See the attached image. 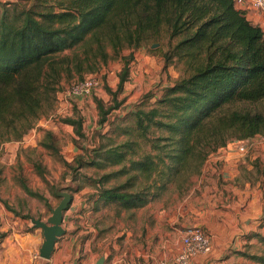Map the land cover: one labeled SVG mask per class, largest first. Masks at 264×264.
Returning <instances> with one entry per match:
<instances>
[{
    "label": "trees",
    "instance_id": "trees-1",
    "mask_svg": "<svg viewBox=\"0 0 264 264\" xmlns=\"http://www.w3.org/2000/svg\"><path fill=\"white\" fill-rule=\"evenodd\" d=\"M163 34L178 37L171 50L185 66L184 75L159 97L144 95L155 98L149 106L115 115L109 121L113 135L94 146L87 161L75 159V170L85 162L98 169L119 165L102 177L126 174L110 187L103 186L108 179L95 180L94 208L143 206L168 183L184 189L211 151L229 140L263 137L264 33L233 0H7L0 1V140L19 138L33 126L70 63L81 71L77 57L59 56L63 51L85 43L88 62L105 61L107 47L117 55ZM122 59L116 89L106 86L113 104L95 99L99 123L120 105L116 94L133 55ZM250 103L260 104L252 109ZM63 120L81 134L79 119ZM251 165L254 179L236 181L264 178V158ZM260 221L264 227V216ZM249 236L264 243L258 232ZM242 254L264 263V256Z\"/></svg>",
    "mask_w": 264,
    "mask_h": 264
},
{
    "label": "rangeland",
    "instance_id": "rangeland-1",
    "mask_svg": "<svg viewBox=\"0 0 264 264\" xmlns=\"http://www.w3.org/2000/svg\"><path fill=\"white\" fill-rule=\"evenodd\" d=\"M260 19L252 23H260ZM177 39L163 34L159 41L148 42L138 48H124L117 55L107 47L105 61L95 57L88 62L86 55L90 53L85 43L59 54L71 58L75 55L81 71L78 72L72 66L73 62L70 63V71L61 73L56 93L33 126L19 138L10 135L9 139L0 140V260L21 248V237L26 232L42 231L33 225L32 219L48 222L61 201L67 204L62 209L63 216L72 207L64 226L62 221V227L72 229L71 234L77 243H88L96 260L103 256L102 264H133V261L134 264H153L150 257L144 260L137 257L136 252L156 248L153 244L160 239L163 227L169 232V239L176 238L178 230L187 225L201 226L211 238L215 236L208 224L218 222L219 216L211 212L213 209L208 204L215 198V202L221 200L216 195V187L226 183L223 179H254L251 162L264 158V136L244 141L229 140L225 146L207 155L200 174L191 175L184 189L168 183L161 192L153 190L145 205L128 210L114 204L100 208L101 202L98 203L99 210L93 206L99 187L96 179H108L103 183L105 187L126 179V174L102 177L119 169V165L98 169L83 162L82 167L73 169L77 167L76 157L87 161L90 150L101 141L105 142V136L113 135L109 121L115 115H124L138 104L149 106L155 98L145 100L144 95L159 97L167 85L184 75L182 61L172 56L171 49ZM129 53L133 59L129 63L128 78L116 94L120 105L108 114L106 122L99 123L95 99H101L106 106L113 104L106 86L116 89L122 57ZM87 76L97 79L96 86L87 94L69 95L70 85ZM259 104L250 103L249 106L254 109ZM66 117L81 121V134L63 120ZM48 131L51 135L47 134ZM42 141L50 142L53 147L44 146ZM240 146L243 151L239 150ZM222 149L232 156L229 160L222 156ZM253 181L250 182L252 185L259 182ZM22 183L29 191L23 188ZM169 219L172 224H166V228L163 222ZM124 228L129 231L130 240L126 243ZM243 252L263 257L264 243L254 236L246 237L240 249L228 252L226 264H264L243 255ZM131 254L134 259L126 260Z\"/></svg>",
    "mask_w": 264,
    "mask_h": 264
},
{
    "label": "crops",
    "instance_id": "crops-1",
    "mask_svg": "<svg viewBox=\"0 0 264 264\" xmlns=\"http://www.w3.org/2000/svg\"><path fill=\"white\" fill-rule=\"evenodd\" d=\"M246 17L252 22L260 18V15L251 9L246 13ZM222 150L224 159L229 160L232 157L230 153ZM223 180L226 183L216 187V195L221 197V200L215 202V198L212 203L208 204L213 209L211 212L218 213L219 216L218 222L208 224V228L215 235L211 238V250L207 254L195 257L189 264H226L228 252L240 249L249 234L264 233V227L260 226V218L264 216V178L255 185L249 182L241 183L236 179ZM71 210L72 207L64 214L63 226ZM170 219L163 222L165 227L166 224H172ZM64 229V235L55 242L49 258H42L38 253L43 241L42 231H33L26 232L21 237L23 243L21 248H16L15 253L6 254L5 258L0 260V264H95V255L89 249L88 243H77L71 234L72 229L66 227ZM123 231H126L124 243L129 242V231L125 228ZM180 233L181 230H178L176 238L169 239L167 238L169 232L163 227L160 231V239L153 244L156 248L146 251L147 253L142 249L136 252V256H141L144 260L150 257L153 264L159 259L173 257L181 245ZM130 257L126 260L134 259L133 254ZM124 264L130 263L125 262Z\"/></svg>",
    "mask_w": 264,
    "mask_h": 264
},
{
    "label": "built area",
    "instance_id": "built-area-1",
    "mask_svg": "<svg viewBox=\"0 0 264 264\" xmlns=\"http://www.w3.org/2000/svg\"><path fill=\"white\" fill-rule=\"evenodd\" d=\"M233 4L243 12L251 9L257 11L261 17V22L256 23V25H258L264 33V0H233ZM96 84L97 79L94 76H87L80 81L72 83L69 87L68 94H87ZM237 140L244 141L242 139ZM239 150L243 151L244 149L240 146ZM180 240L181 245L177 253L171 258L161 260L158 264H189L195 257L207 254L211 250L210 235L204 228L198 225L184 226L181 229Z\"/></svg>",
    "mask_w": 264,
    "mask_h": 264
},
{
    "label": "water",
    "instance_id": "water-1",
    "mask_svg": "<svg viewBox=\"0 0 264 264\" xmlns=\"http://www.w3.org/2000/svg\"><path fill=\"white\" fill-rule=\"evenodd\" d=\"M67 204H63L61 201L57 208L53 211V214L48 222L41 221L40 219H32L33 225L42 230L44 240L38 250L39 256L42 258H49L54 244L59 237L65 233V229L62 227L63 214L62 209H65ZM104 257H99L95 264H102Z\"/></svg>",
    "mask_w": 264,
    "mask_h": 264
}]
</instances>
